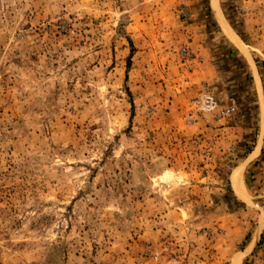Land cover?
Wrapping results in <instances>:
<instances>
[{
	"label": "rangeland",
	"instance_id": "374dc122",
	"mask_svg": "<svg viewBox=\"0 0 264 264\" xmlns=\"http://www.w3.org/2000/svg\"><path fill=\"white\" fill-rule=\"evenodd\" d=\"M220 1L215 60L248 73L181 110L151 5L0 0V264H264V151L231 179L264 136V0Z\"/></svg>",
	"mask_w": 264,
	"mask_h": 264
},
{
	"label": "crops",
	"instance_id": "0c3cea01",
	"mask_svg": "<svg viewBox=\"0 0 264 264\" xmlns=\"http://www.w3.org/2000/svg\"><path fill=\"white\" fill-rule=\"evenodd\" d=\"M129 2L136 4L142 2L146 6L151 5L153 9L149 16L143 15L144 21L153 22L151 24L152 33L157 38L164 40L161 43L162 51L166 57H172L169 63L177 65L181 93L176 98L181 104V110L191 108L193 96L200 92L204 83L216 85L215 87L213 86V89H219L223 95H227L229 92L227 77H231L230 83L232 84L240 85L244 83L243 76L246 77L248 73V70L244 69L246 67L242 64L230 63V70L228 69L227 72H224L222 66L215 60L216 57H221L224 63H228L233 56L230 48H225V46L221 45L220 39L223 36L217 31V27H221V21L227 23L220 0L215 2L212 0H129ZM184 6L187 7L189 16L182 19L179 9ZM135 35L139 36L140 34L136 33ZM218 35L220 36L219 38H217ZM182 47L189 48V51L193 53V57L190 60L184 56L181 58L177 55V52ZM175 53L177 56L174 55ZM250 73L251 86L255 87L253 91H255L256 97L259 98L260 90H262L260 86L261 80L253 72ZM228 79L230 80V78ZM261 117L262 113L260 111ZM208 130L209 128L206 127L202 119L198 120L192 128V131H198V133H204ZM244 130L230 125L227 128V133L231 134L229 142H231L234 132H243ZM260 133H264L263 126L260 128ZM262 138L261 142H259V139L255 144L256 146L243 159H238L233 163L231 179L236 169L241 171L242 182H244L245 173H251L253 178L256 177L258 173H254V170L251 169L259 166V158L264 151V138ZM227 158L225 157L226 160H228Z\"/></svg>",
	"mask_w": 264,
	"mask_h": 264
},
{
	"label": "bare ground",
	"instance_id": "6f19581e",
	"mask_svg": "<svg viewBox=\"0 0 264 264\" xmlns=\"http://www.w3.org/2000/svg\"><path fill=\"white\" fill-rule=\"evenodd\" d=\"M221 23L223 24V29L226 33V35L228 36V38L233 42V43H237L239 44V41L236 39V36L233 34V32L223 23V21H221ZM232 181L234 183V187L236 188L237 192L240 194V195H243L245 194V191H244V185H243V182L241 180V171L240 170H235V172L233 173V176H232Z\"/></svg>",
	"mask_w": 264,
	"mask_h": 264
},
{
	"label": "built area",
	"instance_id": "2783aa9c",
	"mask_svg": "<svg viewBox=\"0 0 264 264\" xmlns=\"http://www.w3.org/2000/svg\"><path fill=\"white\" fill-rule=\"evenodd\" d=\"M206 101H207V107H210V103L212 100H211V96L210 95H206Z\"/></svg>",
	"mask_w": 264,
	"mask_h": 264
}]
</instances>
